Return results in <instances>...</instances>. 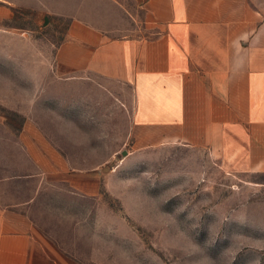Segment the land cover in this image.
Listing matches in <instances>:
<instances>
[{"label":"rangeland","instance_id":"374dc122","mask_svg":"<svg viewBox=\"0 0 264 264\" xmlns=\"http://www.w3.org/2000/svg\"><path fill=\"white\" fill-rule=\"evenodd\" d=\"M10 1L17 8L0 30V203H24L82 264H264V173L233 171L203 147L136 149L128 85L52 69L71 18L111 36H153L134 0ZM25 117L70 168L100 170L97 195L40 173L18 139Z\"/></svg>","mask_w":264,"mask_h":264},{"label":"crops","instance_id":"0c3cea01","mask_svg":"<svg viewBox=\"0 0 264 264\" xmlns=\"http://www.w3.org/2000/svg\"><path fill=\"white\" fill-rule=\"evenodd\" d=\"M153 36H111L71 18L52 69L128 85L134 148H207L233 171L264 173V10L254 0H134ZM16 5L0 0V30ZM24 41V39H21ZM18 139L43 176L81 196L102 188L98 169L76 170L29 117ZM0 203V264H82L25 213Z\"/></svg>","mask_w":264,"mask_h":264}]
</instances>
